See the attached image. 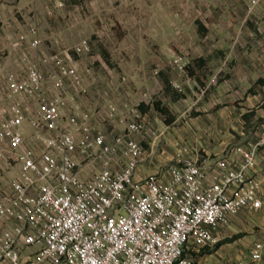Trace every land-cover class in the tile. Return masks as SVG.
Wrapping results in <instances>:
<instances>
[{"label": "crops", "instance_id": "1", "mask_svg": "<svg viewBox=\"0 0 264 264\" xmlns=\"http://www.w3.org/2000/svg\"><path fill=\"white\" fill-rule=\"evenodd\" d=\"M251 1L0 0V90L5 75L22 71L25 61L49 75L51 55L88 40L90 54L72 53L67 63L82 74L86 92L71 84L56 90L48 82L67 101L65 115L78 109L93 114V124L111 140L125 133L138 109L162 135L154 143L134 137L143 147L135 180L153 173L168 179L181 155L208 169L209 181L217 160L238 163L231 150L264 133V0ZM30 25L38 29V49L30 47ZM175 57L187 63L185 72L174 69ZM156 101L173 116L171 124ZM31 132L25 126V134ZM253 174L263 180L261 207L243 209L220 225L216 246L187 253L193 264H264V149ZM258 243L262 258L253 261Z\"/></svg>", "mask_w": 264, "mask_h": 264}, {"label": "built area", "instance_id": "2", "mask_svg": "<svg viewBox=\"0 0 264 264\" xmlns=\"http://www.w3.org/2000/svg\"><path fill=\"white\" fill-rule=\"evenodd\" d=\"M27 35L38 49L36 25ZM64 52L51 55L49 75L25 61L22 71L5 75L0 90V262L193 264L187 250L216 246L220 225L243 209L261 207L263 180L253 171L264 133L231 150L238 163L217 160L209 181L208 169L181 155L168 179L153 173L137 181L143 147L134 137L154 143L162 134L138 109L125 133L111 140L93 124V114L78 109L66 116L67 101L48 82L56 90L71 84L86 92L82 74L67 63L72 53L90 54L91 47L83 40ZM171 64L186 71L182 57ZM25 126L32 130L28 136ZM9 170L15 173L7 178ZM27 248L34 250L25 253ZM262 251L256 244L251 259L259 261Z\"/></svg>", "mask_w": 264, "mask_h": 264}, {"label": "trees", "instance_id": "3", "mask_svg": "<svg viewBox=\"0 0 264 264\" xmlns=\"http://www.w3.org/2000/svg\"><path fill=\"white\" fill-rule=\"evenodd\" d=\"M154 104H155L156 110H158L159 112H161L165 116L166 123L171 124L174 121V118L171 115V113L169 112V110L165 106H162L157 101Z\"/></svg>", "mask_w": 264, "mask_h": 264}, {"label": "rangeland", "instance_id": "4", "mask_svg": "<svg viewBox=\"0 0 264 264\" xmlns=\"http://www.w3.org/2000/svg\"><path fill=\"white\" fill-rule=\"evenodd\" d=\"M187 253H189V254L192 253V250H187Z\"/></svg>", "mask_w": 264, "mask_h": 264}]
</instances>
